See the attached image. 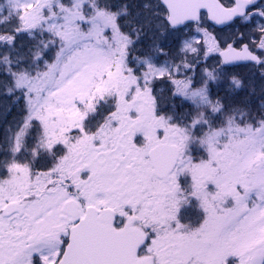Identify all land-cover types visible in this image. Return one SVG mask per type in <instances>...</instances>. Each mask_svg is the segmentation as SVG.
I'll return each instance as SVG.
<instances>
[{"label": "snow or ice", "instance_id": "obj_1", "mask_svg": "<svg viewBox=\"0 0 264 264\" xmlns=\"http://www.w3.org/2000/svg\"><path fill=\"white\" fill-rule=\"evenodd\" d=\"M0 264H264V0H0Z\"/></svg>", "mask_w": 264, "mask_h": 264}, {"label": "trees", "instance_id": "obj_2", "mask_svg": "<svg viewBox=\"0 0 264 264\" xmlns=\"http://www.w3.org/2000/svg\"><path fill=\"white\" fill-rule=\"evenodd\" d=\"M244 73H242V74H247V71H243Z\"/></svg>", "mask_w": 264, "mask_h": 264}]
</instances>
